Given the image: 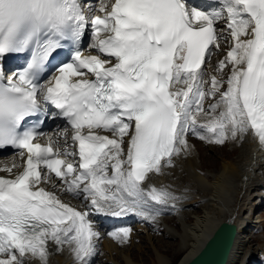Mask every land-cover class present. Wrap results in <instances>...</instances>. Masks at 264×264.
I'll return each mask as SVG.
<instances>
[{
    "label": "snow or ice",
    "instance_id": "6c2138e0",
    "mask_svg": "<svg viewBox=\"0 0 264 264\" xmlns=\"http://www.w3.org/2000/svg\"><path fill=\"white\" fill-rule=\"evenodd\" d=\"M229 37L216 64L219 73L231 66L225 80L206 68ZM86 38L95 55L84 54ZM23 53L26 66L5 68ZM48 115L66 125L40 131ZM249 131L264 148V0L207 10L191 0H0V150L23 160L13 178L0 176V264L29 255L49 264V240L92 264L93 214L155 221L156 205L174 208L178 197L142 182L190 150L189 134L222 145ZM56 180L89 202L85 211L41 186ZM131 231L107 235L124 244Z\"/></svg>",
    "mask_w": 264,
    "mask_h": 264
},
{
    "label": "bare ground",
    "instance_id": "6f19581e",
    "mask_svg": "<svg viewBox=\"0 0 264 264\" xmlns=\"http://www.w3.org/2000/svg\"><path fill=\"white\" fill-rule=\"evenodd\" d=\"M209 7L211 6L207 5V8ZM222 22L224 21H220L219 23ZM223 44L226 52L231 46V40ZM221 56L218 53L214 56L216 58H213L209 64L211 65L209 71L217 76L218 72L215 71L216 66L214 61ZM181 86L176 85V87ZM201 120L204 119L202 118ZM104 135H111V133L106 132ZM187 139L190 145V150L187 153L181 152L179 155L173 156V166H163L159 174L154 172L149 173L147 179L142 182L143 186L150 184L156 187H164L178 197L174 201V208L167 206L170 210L167 213L171 216L162 218L163 215L159 213L158 217L160 219L153 221V226L151 224L147 230L158 231L159 227L162 226L161 233L163 232L176 240L175 243L164 241L154 246V250H151L155 255L154 264H172V259L178 255L180 257L175 264H186L197 254L203 243L212 235L217 226L226 220H231L237 228L235 240L226 264H252L253 257L255 256L254 250L250 253L247 260H244V258L247 255L246 248L250 242L248 236L249 229L251 230L255 226H258L257 222H259L258 218H260H254L253 213L255 210L257 211L260 203L264 200L263 148L260 147L258 139L251 131L245 134L242 140L237 138L236 140L226 142L224 148L221 144L207 143L206 141L195 140L189 137ZM193 142L199 144L195 152L191 146ZM200 145L205 148H202ZM219 148L225 152L221 156L208 153L210 150ZM197 150H199L198 153ZM230 150L234 153L233 155H231ZM196 155H198L202 167L201 165L198 166ZM13 162H15L17 167L13 168L11 173L3 170L6 165L11 166ZM17 162L18 158L16 157H0V174L15 175L19 167ZM218 162L221 163V168L216 173L203 170L206 167L216 166ZM203 166L206 167L203 168ZM55 182L57 185L55 188L52 187L51 183H45L41 186L55 193L63 203L80 207V203L69 197L62 190V186L57 181ZM192 202H198V205H200L198 207L199 210L191 213L189 206H191ZM172 203L173 201H169V205ZM170 221H176L177 223L175 226H172L169 224ZM135 236L138 235H131L130 239H133ZM102 240L103 246L100 249L108 253L109 257L107 261L114 262L115 264V259L120 258L121 254H123L120 252L122 249L119 252L115 250L118 248L117 246H121L122 244L116 240ZM162 249L170 251L169 254L172 255V258H167L165 255L164 257L163 252L160 253L159 251H165ZM127 253L129 255L122 256L124 264H144V260L140 263L134 262V254L130 255V252ZM261 254H264V248ZM25 264L37 263L29 255L25 258ZM49 264H77V262L69 246L65 245L61 251H55L49 260Z\"/></svg>",
    "mask_w": 264,
    "mask_h": 264
},
{
    "label": "rangeland",
    "instance_id": "374dc122",
    "mask_svg": "<svg viewBox=\"0 0 264 264\" xmlns=\"http://www.w3.org/2000/svg\"><path fill=\"white\" fill-rule=\"evenodd\" d=\"M226 42H227V39L226 40L224 39V40H222L220 42V44L222 43V46H223L224 45L223 43H226ZM219 54L221 56L223 54V52H221ZM213 58H216V57H212L211 60ZM210 62L208 63L207 68L211 67L209 65ZM207 68H206V70H208ZM198 145L199 144H197V142H196V144L194 142L191 143V146L193 147L194 152H195V149L198 147ZM206 145H208V144H206ZM225 146H226L225 143L222 144L223 148ZM201 147L205 148L204 146H201ZM226 150H228V149H226ZM198 151L199 150H197V153H198ZM208 153L209 154H213L215 156H221L225 152L223 151V149L219 148V149H215V150H210ZM230 153H231V155L234 154L231 150H230ZM196 157H197L196 161H197L198 166L201 165V167H202V163L199 160L198 155H196ZM205 167L206 166H203V168H205ZM220 168H221V163L218 162V164H216V166H214V167H206L203 170L206 171V172L216 173L217 171L220 170ZM193 204H195V205H193ZM263 204H264V200L260 203L259 207L257 208V211L255 210L256 212H254V214H253L254 218L255 217H260V218H258V220H259L258 226L259 227L257 226V231L255 233L252 234L250 232V235H252V236L248 235L250 242L248 243L246 251H247V255L249 257L250 253H252V251L254 250L255 256L253 257V263H254V261L257 260L259 254H261V251L264 248V209H263L264 207L263 206L261 207V205H263ZM199 205H198V202L197 203L192 202L191 206H189V211L192 213L194 211L199 210L198 209ZM247 212H248V210H247ZM176 223H177L176 221H170L169 224L172 225V226H175ZM147 230L148 229H143V228H138V227H135L132 230V234L133 235H138V236H135L133 239H129L128 242L122 244L121 246H117L118 248L115 251L119 252L122 249L120 252L123 253V254H121V256H120V254H118L120 256V258L115 259V261L117 262V263L115 262V264H118V262H119V264H124L122 258L125 257L123 255H126V254L129 255V253H127V252H130V255L134 254V257H135V259H133L134 262L136 261V262L140 263V262H142L144 260L143 261L144 264H146V263L147 264H154L155 255L151 251V250H154V246H156L157 244H161V242H164V241H169V242H172V243L176 242V240L174 238H171V237L167 236L163 232L161 233L162 226L159 227L158 231H152V230L147 231ZM102 241L103 240L99 241V243H100L99 247L100 248H102V246H103ZM122 246H123V248H122ZM162 250H165V251H161V250H159V251H160V253L163 252V256L165 255V256H167V258H172V255L169 254L170 251H168L166 249H162ZM103 251H105V250H99L96 253L97 256L92 261V264H114V262L107 261V258L109 257L108 253L106 251L103 253ZM164 252H166V253H164ZM146 254H147V256H146ZM115 255H113V256L115 257ZM168 255H170V256H168ZM245 255H246V253H245ZM247 255L245 256L244 260H247V258H248ZM179 257H180V255L174 257L173 258L174 260L172 259V264H175L178 261ZM260 258L262 259L261 256H260ZM55 261L57 262L56 258H55ZM262 263L264 264V260L262 261Z\"/></svg>",
    "mask_w": 264,
    "mask_h": 264
},
{
    "label": "water",
    "instance_id": "95a60500",
    "mask_svg": "<svg viewBox=\"0 0 264 264\" xmlns=\"http://www.w3.org/2000/svg\"><path fill=\"white\" fill-rule=\"evenodd\" d=\"M236 231V225L231 220L221 222L197 254L186 264H226Z\"/></svg>",
    "mask_w": 264,
    "mask_h": 264
}]
</instances>
